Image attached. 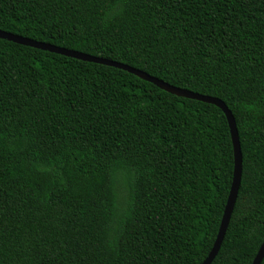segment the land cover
<instances>
[{
    "label": "trees",
    "instance_id": "obj_1",
    "mask_svg": "<svg viewBox=\"0 0 264 264\" xmlns=\"http://www.w3.org/2000/svg\"><path fill=\"white\" fill-rule=\"evenodd\" d=\"M0 30L222 100L243 169L212 264L253 263L264 241V0H0ZM233 177L220 108L0 39V264H202Z\"/></svg>",
    "mask_w": 264,
    "mask_h": 264
},
{
    "label": "water",
    "instance_id": "obj_2",
    "mask_svg": "<svg viewBox=\"0 0 264 264\" xmlns=\"http://www.w3.org/2000/svg\"><path fill=\"white\" fill-rule=\"evenodd\" d=\"M0 39L7 40L9 42H13V43H16L22 46H27V47L35 48L38 50L47 51V52L54 53V54H59L62 56L74 58V59L85 61V62L96 63V64L118 68V69L127 71L142 80L150 82L156 85L158 88L170 94H173L175 96L182 97V98H187V99L211 104V105H214L220 108L223 111V113L225 114L227 118L229 127H230V133H231L232 143H233V148H234V177H233L232 187L230 190L227 205H226L224 215H223V218L220 224V228H219L216 241L214 243V246L210 254L205 259V261L202 263V264H212L221 249L222 243L224 241L225 235L227 233V230L230 224L232 213L234 211V207H235V204L238 198V193H239V188H240L241 178H242V169H243L242 167L243 158H242V150H241L239 133H238L235 118L231 110L228 108V106L222 100L218 98L211 97V96H205V95L195 93V92H192L186 89L174 87L162 80H159L158 78L150 76L149 74L141 70L132 68L122 63L91 56L88 54H84V53L74 51V50H69V49L62 48V47H58V46L48 44V43L38 42L35 40H31L29 38H25L22 36L14 35L12 33L4 32L2 30H0ZM263 260H264V241L252 264H261Z\"/></svg>",
    "mask_w": 264,
    "mask_h": 264
}]
</instances>
